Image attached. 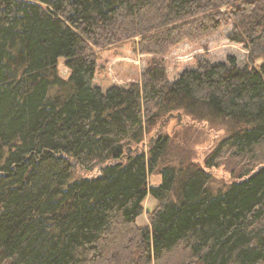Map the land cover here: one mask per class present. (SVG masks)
Segmentation results:
<instances>
[{
  "label": "trees",
  "instance_id": "obj_1",
  "mask_svg": "<svg viewBox=\"0 0 264 264\" xmlns=\"http://www.w3.org/2000/svg\"><path fill=\"white\" fill-rule=\"evenodd\" d=\"M0 264H264V0H0Z\"/></svg>",
  "mask_w": 264,
  "mask_h": 264
},
{
  "label": "rangeland",
  "instance_id": "obj_2",
  "mask_svg": "<svg viewBox=\"0 0 264 264\" xmlns=\"http://www.w3.org/2000/svg\"><path fill=\"white\" fill-rule=\"evenodd\" d=\"M58 67L59 73L62 76H66L67 69L63 66L61 60H59ZM176 121H178V123H176ZM169 129L171 133H173V140L185 145V148L189 150L190 157L198 162H202L204 156L214 147L225 133L224 128L221 126H210L204 121H191L185 116L180 119L173 118L164 128L165 131ZM237 169L238 166L234 164V160L225 159L218 166L209 168L208 170L213 175L214 186L221 187L233 179L236 172L233 174L232 171ZM159 182V174H149V185H156ZM154 204L155 200L150 195H147L143 201L144 212L137 217V223L139 225L147 223L146 212L149 211Z\"/></svg>",
  "mask_w": 264,
  "mask_h": 264
},
{
  "label": "bare ground",
  "instance_id": "obj_3",
  "mask_svg": "<svg viewBox=\"0 0 264 264\" xmlns=\"http://www.w3.org/2000/svg\"><path fill=\"white\" fill-rule=\"evenodd\" d=\"M179 119V118H178Z\"/></svg>",
  "mask_w": 264,
  "mask_h": 264
},
{
  "label": "water",
  "instance_id": "obj_4",
  "mask_svg": "<svg viewBox=\"0 0 264 264\" xmlns=\"http://www.w3.org/2000/svg\"><path fill=\"white\" fill-rule=\"evenodd\" d=\"M180 115V114H179Z\"/></svg>",
  "mask_w": 264,
  "mask_h": 264
}]
</instances>
